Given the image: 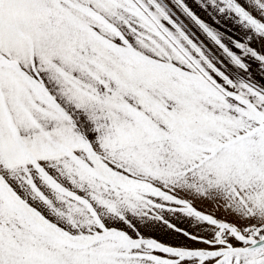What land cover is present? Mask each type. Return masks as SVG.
<instances>
[{"label":"snow or ice","instance_id":"obj_1","mask_svg":"<svg viewBox=\"0 0 264 264\" xmlns=\"http://www.w3.org/2000/svg\"><path fill=\"white\" fill-rule=\"evenodd\" d=\"M0 264H264V0H0Z\"/></svg>","mask_w":264,"mask_h":264},{"label":"rangeland","instance_id":"obj_2","mask_svg":"<svg viewBox=\"0 0 264 264\" xmlns=\"http://www.w3.org/2000/svg\"><path fill=\"white\" fill-rule=\"evenodd\" d=\"M201 14L203 15V13H201ZM202 207H203L205 210H209V206H208V205H203ZM179 223H181L182 226H187V224H186L185 221H183V220L179 221ZM155 234L158 235V236H161V237L164 238V239H168V238H169L168 236L164 235V233H162V232H157V233H155ZM178 238L182 239V237H178Z\"/></svg>","mask_w":264,"mask_h":264}]
</instances>
